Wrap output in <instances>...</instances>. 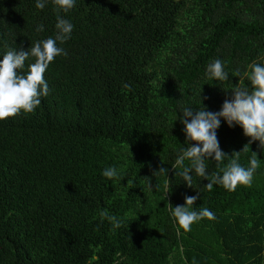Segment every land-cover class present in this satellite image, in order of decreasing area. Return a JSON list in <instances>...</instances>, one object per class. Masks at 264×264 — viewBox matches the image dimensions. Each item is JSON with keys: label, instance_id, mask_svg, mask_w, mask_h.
Wrapping results in <instances>:
<instances>
[{"label": "trees", "instance_id": "trees-1", "mask_svg": "<svg viewBox=\"0 0 264 264\" xmlns=\"http://www.w3.org/2000/svg\"><path fill=\"white\" fill-rule=\"evenodd\" d=\"M35 3L0 0V56L54 36L58 14L75 27L40 106L0 120V264H264L259 141L222 119L221 149L249 144L246 167L258 155L251 185L235 191H208L194 174L188 187L172 168L187 147L181 105L219 111L231 88L250 87L249 65L264 63V0H76L67 13ZM214 59L228 80L206 76ZM109 166L122 175L104 178ZM160 167L168 176L153 175ZM185 196L215 219L184 231L169 209ZM101 210L123 227L102 223Z\"/></svg>", "mask_w": 264, "mask_h": 264}, {"label": "clouds", "instance_id": "clouds-1", "mask_svg": "<svg viewBox=\"0 0 264 264\" xmlns=\"http://www.w3.org/2000/svg\"><path fill=\"white\" fill-rule=\"evenodd\" d=\"M51 2L65 13L76 4V0ZM47 3L48 0H36L35 6L43 10ZM74 27L70 20L58 14L54 36L38 40L34 44L31 42L27 50L22 47L19 50L11 49L0 56V120L18 115L21 111L32 113L40 106L41 98L48 96L50 89L45 72L56 57L68 55L67 50L60 45L71 39ZM44 30L42 23L35 28L37 33ZM249 68L247 79L250 87L238 84L231 88V96L225 99L219 111H208L205 106L195 108L181 105L179 113L182 115L179 119L184 125L182 131L187 147L180 149L172 168L176 170L175 175L181 176L188 187H194L193 174L209 181L206 184L208 191H211L214 185L222 186L228 191H235L238 185H251L254 173L259 167L258 155L253 151L254 154L249 158L246 167L240 163V154L247 152L246 146L256 141H259V148L264 152V63L254 61ZM206 76L220 82L229 79V73L225 71V65L220 59H214L207 65ZM222 119L229 127L239 126L244 135L251 138L242 150L234 151L231 155L221 149L218 139L217 130L221 127ZM225 159H228L226 165ZM185 161L189 163L185 164ZM206 161H215L219 171L209 173ZM177 169L182 170L177 173ZM168 172L167 168L160 167L153 175L168 176ZM101 174L108 180L122 175L115 166L104 168ZM168 187L166 181L165 188ZM167 193L166 191L165 195ZM198 198L185 196L184 205L169 209L172 218L186 232L191 230L194 223L204 218L215 219V214L208 208L190 210V206L194 205ZM100 219L102 223L107 220L117 229L124 224L121 218L110 215L107 210L100 211Z\"/></svg>", "mask_w": 264, "mask_h": 264}]
</instances>
